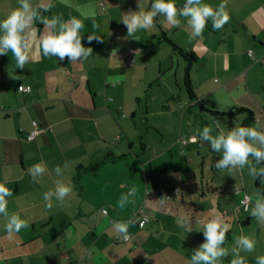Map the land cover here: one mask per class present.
Returning <instances> with one entry per match:
<instances>
[{
  "label": "crops",
  "instance_id": "0c3cea01",
  "mask_svg": "<svg viewBox=\"0 0 264 264\" xmlns=\"http://www.w3.org/2000/svg\"><path fill=\"white\" fill-rule=\"evenodd\" d=\"M30 2L34 7L52 4L48 12L38 9L48 18L81 20L82 44L93 53L82 62L60 61L44 57L34 43L33 59L22 70L16 68L11 51L0 56V183L13 192L6 198L9 216L18 214L28 223L9 236L7 217L0 215V264H190L192 252L205 239L196 216L202 219L209 213L230 225L222 245L229 255L217 264H230L235 258V240L241 235L253 238L255 249L240 255L246 264H257V257L264 256V224L251 212L255 200L262 198L245 192L249 165L235 169L233 176L232 170L218 171L214 165L222 152H213L207 142L201 147L197 136L202 128L190 121L203 113L211 117L198 106L205 105L208 95L209 105L218 110L243 108L252 113V124L256 120L264 124V0H202L214 9L226 3L230 20L220 30H214L209 20L203 38L191 40L186 18L172 27L163 16L155 18L152 29L127 37L121 21L130 9L139 10L138 0ZM173 2L179 8L185 0ZM18 6V0H0V20ZM142 6L147 10L149 0ZM33 26L38 39L45 28L39 20ZM161 32L196 57L189 72L193 102L182 90L186 63L168 43L159 41ZM91 34L100 41L89 43ZM119 75L124 79L116 86L106 82ZM20 86L29 90L21 92ZM238 116L244 120L246 113ZM178 117L189 134L177 141L179 158L185 160L178 181L156 177L159 168L163 172L167 168L160 164L161 152L140 171L141 155L154 149L143 141L144 133L154 131L161 144L167 135L165 122ZM34 127L40 130L38 135L27 140ZM167 152L171 155V149ZM39 163L47 170L33 182L29 169ZM57 166L63 169L61 176L54 171ZM57 180L72 191L63 202L53 196L49 208L44 194L55 190ZM239 184L234 193L227 192V186ZM132 187L136 196L121 209L118 201ZM178 187L180 199L173 196L160 207L156 201ZM244 195L251 198L247 208L240 204ZM139 209L147 215L141 229L135 218ZM181 214H192V232L177 224ZM129 219L136 223L128 229L130 240L124 242L112 224Z\"/></svg>",
  "mask_w": 264,
  "mask_h": 264
},
{
  "label": "clouds",
  "instance_id": "9594fccd",
  "mask_svg": "<svg viewBox=\"0 0 264 264\" xmlns=\"http://www.w3.org/2000/svg\"><path fill=\"white\" fill-rule=\"evenodd\" d=\"M19 6L13 9L3 20H0V56L6 55L9 51L15 57L16 68L24 69L25 64L33 59L30 51L35 43L44 57H58L60 61L68 58L72 63L82 62L93 53L91 47H84L82 44L81 29L84 24L76 17H72L64 21L61 16L53 15L51 18L44 16L38 9H43V12H48L53 7L52 4H40L33 6L30 0H18ZM143 0H138V11L131 9L127 14H124L122 23L127 29V37H135L138 30H149L154 27V21L157 16H163L166 22L172 27L181 25V17L187 19V24L191 28L189 40L195 37H202V33L211 20L212 28L220 30L230 20V15L226 11V3L222 2L215 9L202 0H185L181 7H177L173 0H149L148 9L143 6ZM39 20L45 28V32L39 36L38 29L33 26V22ZM94 28L98 25H93ZM139 40L138 38H133ZM89 43L92 41H100V37L89 35L87 37ZM124 79L123 75L109 76L106 82L112 86H116ZM22 88V87H21ZM35 124V122H33ZM216 127L220 129L218 135H212L210 127H204L202 131L198 130V139L201 147H205L207 142L211 150L215 153H221L222 157L215 163L214 167L218 171H231L232 169H243L245 165H249L248 173L254 179L260 178L261 188L257 189L259 195L264 192V167H255L250 164V158L255 161V165H260L264 162V124L259 120L255 121L253 127L237 126L226 132L220 128V122H216ZM32 137H29L31 140ZM197 137H193V142H196ZM68 164L65 162L64 169H67ZM46 166L43 163L35 164L29 169V174L33 182H38L37 178L46 172ZM57 176L63 174V169L57 166L54 169ZM72 191V187L66 185L62 180L56 181L54 191H49L44 194V200L49 203L47 206L51 208V199L53 196L63 202L64 198ZM176 199L181 197V189L176 190ZM137 193L136 187L123 194L118 206L123 209L126 204L133 201L130 197H135ZM13 195V192L0 183V215L7 217L5 230L9 236L14 233H19L22 228L28 227L27 221L21 219L18 214L9 216L7 211V197ZM171 200L167 196H162L156 202L160 207H165L168 201ZM251 198L245 196L242 203L247 204ZM105 212V210H102ZM258 222L264 224V199H256L251 212ZM192 214H181L177 219V224L189 233L193 231L191 223ZM136 223L134 219L127 221H117L112 224L113 230L119 234L124 240H130L128 234L129 227ZM196 224H203L204 242L199 245L192 253L190 264H217L221 258L229 255L228 250L222 247L226 240V234L229 231L230 225L225 223L219 215L209 213L205 217L197 218ZM143 222H141V227ZM236 248L233 250L235 258L231 259L230 264H246L244 257L240 252H252L255 249V240L249 236H239L235 240ZM257 264H264V256L257 257Z\"/></svg>",
  "mask_w": 264,
  "mask_h": 264
},
{
  "label": "rangeland",
  "instance_id": "374dc122",
  "mask_svg": "<svg viewBox=\"0 0 264 264\" xmlns=\"http://www.w3.org/2000/svg\"><path fill=\"white\" fill-rule=\"evenodd\" d=\"M247 52H248V50H246V53ZM198 77H200V76H198ZM182 90L184 93L185 89H184L183 82H182ZM207 97H208V95L203 100V103L205 105H209V100L207 99ZM158 103H159L158 98L156 96L155 100H154V106L156 107L158 105ZM209 106H211V105H209ZM242 120H243V118L241 116L237 115V116L231 117V118L225 117L224 119H220L217 121L220 122V128L223 129L226 133V132L230 131L233 127L241 126ZM217 121H215L214 119H212L211 117H209L208 115L203 113L202 116L197 115V116H195L194 119L191 118L190 122L192 123V126L195 123V126L201 127L202 130L206 126L210 127L213 130L212 135L215 136V135H218L219 131H220V129H218L216 127ZM190 122H188V123H190ZM181 124H182V121H181L180 117H178L177 119L173 118L169 122L166 121L163 129H167L166 130L167 135L166 134L164 135V142L161 144L159 143V139H160L159 135L156 134L154 131H149V133H146V132L144 133L143 141H145L146 143H149L150 145H154L155 150L152 149L151 151L141 155V157L144 155L143 156L144 159L142 158L143 160L141 161V163H139L140 171L143 170V169H141V165H143L144 163L147 164L146 161H148V159L151 160L152 158H154L153 156H155L156 153L161 152V155H164V157L162 158V161L160 164L162 165L165 163L167 168H166L165 172H163V168H159V170H157L158 172L156 174V177H158L159 179L167 178V181H169L170 178L175 177V180L178 181V178L176 179V177H178L181 174L180 164L184 165L185 160H184V158H182V160H180V158H179V152H178L179 147L177 145V141L180 137H184L185 139H187L189 137V134L187 132L188 128L186 127L185 124L183 126ZM253 126H255V124H252L249 127H253ZM194 135H196L195 132H194ZM136 141H137L136 142L137 147L139 148L140 144L138 142V139H136ZM161 145H162V148L159 149L161 147ZM196 146L194 148H196ZM197 148H198V146H197ZM168 149H171V155L167 152ZM250 164L252 166H255V167H261L260 165H255V162L252 161L251 159H250ZM144 168H145L144 170L148 171L147 167H144ZM248 169H249V166H248L247 172L245 174V178L247 181L246 182L247 190H245V192L249 193V194L251 193L254 197L255 196L260 197V195L257 193L255 186H254V180L255 179L249 175ZM233 171H235V169H232L231 176H233ZM228 174L230 175V173H228ZM228 174H227V177H225V180L228 179ZM227 182H228V180H227ZM240 187L241 186L239 184L238 186H236L234 188H232L231 186H227L226 188H227V192L231 191L232 193H234L235 189H238Z\"/></svg>",
  "mask_w": 264,
  "mask_h": 264
},
{
  "label": "trees",
  "instance_id": "16d2710c",
  "mask_svg": "<svg viewBox=\"0 0 264 264\" xmlns=\"http://www.w3.org/2000/svg\"><path fill=\"white\" fill-rule=\"evenodd\" d=\"M159 41L168 43L170 45L172 51L174 53L178 54L185 61L186 67H185V71H184V87H185V90H186V93H187V96H188L189 100H191L193 102L196 99V96H195V94H194V92L192 90L191 84H190L189 72H190V69H191V65L196 60L195 55L192 52H188V51L182 49L181 47L175 45L174 43H172L166 37L164 32H161V35L159 37ZM198 106H199L201 111L209 114L216 121L220 120V119H224L225 117H233V116H236V115H240V114L246 113V117L243 120L241 126L249 127L254 122V118H253L252 113L249 110H246V109H243V108L234 109L231 112H223V111H220V110H218L217 108H215L213 106L201 105V104H198ZM107 157H110V155L107 156ZM123 157H126V156H123ZM261 165H264V162H261ZM79 169H81V168H78V170ZM74 180H75L76 187L79 189V185L77 183V177H75ZM254 186H255L256 191H257V189H260L262 187L259 177L255 179ZM260 197L262 199H264V192H262V195H260Z\"/></svg>",
  "mask_w": 264,
  "mask_h": 264
},
{
  "label": "built area",
  "instance_id": "2783aa9c",
  "mask_svg": "<svg viewBox=\"0 0 264 264\" xmlns=\"http://www.w3.org/2000/svg\"><path fill=\"white\" fill-rule=\"evenodd\" d=\"M248 55H249V57H252V52H251V51H248ZM21 87H22V88H21ZM18 90L21 91V92H22V91H27V90H29V87H23V86H20V87L18 88ZM39 131H40V130H39L37 127H34L32 130H30V131L26 134L25 138H26L27 140H29V137L31 136V137H32L31 140H33V139L38 135ZM191 141H193V138L191 139ZM181 143H182V144H185V140H182ZM175 190H176V189L172 190L170 193L165 194L164 196H167V197H169V198L171 199L173 196H176V191H175ZM245 196H246V195H244V197H243L242 200L240 201L241 206H245V204L242 203V201H244V199H245ZM135 218L137 219V226H138L140 229L143 228L144 225H145V223L147 222V215L144 213V210H143V209H139V210L135 213ZM141 222H143V226H142V227H141ZM123 241H124V240H123ZM124 242H127V241H124Z\"/></svg>",
  "mask_w": 264,
  "mask_h": 264
}]
</instances>
